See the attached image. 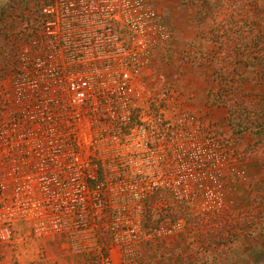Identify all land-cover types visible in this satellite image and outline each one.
<instances>
[{"label":"built area","instance_id":"1","mask_svg":"<svg viewBox=\"0 0 264 264\" xmlns=\"http://www.w3.org/2000/svg\"><path fill=\"white\" fill-rule=\"evenodd\" d=\"M37 12L30 20L14 18L22 29L5 55L0 242H9L12 225L21 221L37 236L64 237L75 253L98 251L101 264H132L141 234L140 191L132 184L135 83L170 40L169 27L151 0H44ZM180 126L166 135L174 146L184 136ZM212 144L205 161L214 167L209 183H198L194 196L217 209L223 204L220 165L230 162L240 178L245 172L231 151ZM151 148L145 159L156 167L166 154ZM175 151L181 160L184 150ZM169 181L173 195L190 198L189 180L179 170ZM107 188L115 190L112 198ZM106 215L117 260L112 246L101 247L98 227Z\"/></svg>","mask_w":264,"mask_h":264},{"label":"rangeland","instance_id":"2","mask_svg":"<svg viewBox=\"0 0 264 264\" xmlns=\"http://www.w3.org/2000/svg\"><path fill=\"white\" fill-rule=\"evenodd\" d=\"M43 1L0 0L1 94L8 87L10 73L5 55L12 48V36L22 29L13 19H32ZM151 1L168 25L171 38L155 51L150 65L135 83L132 184L136 183L140 191L137 204L141 234L137 236L132 264H264V170L247 153L252 137L234 136L226 122L225 109L207 100L208 91L216 87L206 64L207 52L213 47L211 30L222 24L223 18L230 20V2L228 15L212 19L194 0ZM236 1L243 5L240 12H235L238 25L247 29L253 24L264 36V0ZM239 71L245 76L247 91L264 92V85L255 82L251 65H242ZM178 125L184 136L174 146L166 135L171 136ZM213 140L221 151H231L234 164L245 172L240 178L231 173L230 162L220 165L223 204L217 209L209 208L198 194L194 196L198 183H209L214 167L205 161H209L207 153L214 147ZM151 147L166 154V160L159 161L156 167L145 159ZM169 147H174L170 154ZM175 148L184 150L181 160ZM173 167L177 170H171ZM178 170L189 180L190 198L168 192L169 179H175ZM104 190L109 198L113 197L114 189ZM135 205L133 201L132 208ZM110 209L107 207L106 213ZM108 216L98 227L103 249L113 246ZM166 228L171 231L164 233L162 229ZM208 228L213 234L209 235ZM12 232L9 242H0V264H101L98 251L75 253L64 237L37 236L24 222L14 223ZM210 237H216L218 242L209 241Z\"/></svg>","mask_w":264,"mask_h":264},{"label":"trees","instance_id":"3","mask_svg":"<svg viewBox=\"0 0 264 264\" xmlns=\"http://www.w3.org/2000/svg\"><path fill=\"white\" fill-rule=\"evenodd\" d=\"M194 1L198 2L202 10L212 19L221 14L224 17L228 15L227 6L231 5L230 20L223 18V23L216 24V27L211 30L213 47L207 52L206 64L211 69L216 87L208 91L207 100L210 104L225 109L226 122L234 136L249 134L252 137V143L248 146L247 153L259 162L264 170V92L260 93L257 90L252 94L247 91L245 76L239 71L240 66L251 65L256 84L263 87L264 36L261 37L260 31H256L253 24H250L247 29L238 25V17L235 16V12H240V9L243 8L239 1ZM228 1L229 5H227ZM168 192L172 194L170 191ZM218 222L222 224L220 220ZM222 226L220 227L223 228ZM226 226L227 224H225ZM210 230L212 229L208 228L209 235L213 234ZM208 240L218 242L216 237H210Z\"/></svg>","mask_w":264,"mask_h":264},{"label":"crops","instance_id":"4","mask_svg":"<svg viewBox=\"0 0 264 264\" xmlns=\"http://www.w3.org/2000/svg\"><path fill=\"white\" fill-rule=\"evenodd\" d=\"M14 18L19 19V17H14ZM13 22H14V24H17V25H18V23H20L18 20H15V19H13ZM111 254H112V256H116V257L120 256L118 249L115 246L111 247Z\"/></svg>","mask_w":264,"mask_h":264}]
</instances>
